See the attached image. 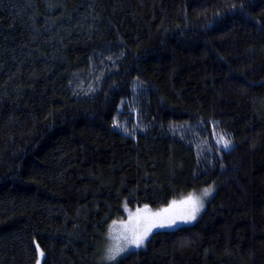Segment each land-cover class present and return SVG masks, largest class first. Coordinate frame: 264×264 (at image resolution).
Returning a JSON list of instances; mask_svg holds the SVG:
<instances>
[{
    "label": "trees",
    "instance_id": "trees-1",
    "mask_svg": "<svg viewBox=\"0 0 264 264\" xmlns=\"http://www.w3.org/2000/svg\"><path fill=\"white\" fill-rule=\"evenodd\" d=\"M210 185L194 224L101 257L127 209ZM39 249L264 264V0H0V264Z\"/></svg>",
    "mask_w": 264,
    "mask_h": 264
},
{
    "label": "rangeland",
    "instance_id": "rangeland-1",
    "mask_svg": "<svg viewBox=\"0 0 264 264\" xmlns=\"http://www.w3.org/2000/svg\"><path fill=\"white\" fill-rule=\"evenodd\" d=\"M222 146L223 144L220 143ZM210 189V194L208 196H204V190ZM216 193V186L210 185L207 187H204L200 190H195L191 192L186 197H183L181 199L175 200V206L171 207L173 205V202L162 208V209H153L150 206H143L136 209H127L126 210V217L122 220H116L113 221L106 233L105 240L103 244L101 245V257L106 262H114L118 260L119 258L127 255L131 251L138 250L141 248H144L146 245L147 240L150 238V236L159 230H173L181 226H188L194 224L202 215L204 212L208 201L215 195ZM189 197H192L193 199H198L200 203L202 204V207H200V210L196 213V219L184 223L177 219L176 226L173 227H152L149 231L147 238L144 240L143 245L140 248H135L134 245H130L128 243V240L132 238V236L135 233L142 232L150 223H152L154 220H159L163 217H170L173 215H177L182 211H186L190 205L183 204V201H186ZM164 209H170L168 213H164ZM156 213H162L163 217H156ZM117 250H120L117 254ZM112 255H115V259H110ZM44 260V253L41 249H39V260L37 264H43Z\"/></svg>",
    "mask_w": 264,
    "mask_h": 264
},
{
    "label": "snow or ice",
    "instance_id": "snow-or-ice-1",
    "mask_svg": "<svg viewBox=\"0 0 264 264\" xmlns=\"http://www.w3.org/2000/svg\"><path fill=\"white\" fill-rule=\"evenodd\" d=\"M217 143H222L225 148L229 146V142L224 138V136L221 134L219 135V138L217 140ZM210 189H205L203 195L208 196L210 194ZM183 204L190 205V207L187 208L186 211H182L177 215H173L170 217H163L162 213H156V217H163L159 220H154L152 223L148 225L142 232L135 233L131 239L128 240V243L130 245H134L135 248H140L144 240L147 238V235L152 227H173L176 226V221L179 219L180 221L184 223L191 222L196 219V213L200 210V207H202V204L198 199H193L192 197H189L186 201L182 202ZM175 202H173V205L170 206L174 207ZM170 209H164V213H168ZM120 250H117V254ZM110 259H115V255H112Z\"/></svg>",
    "mask_w": 264,
    "mask_h": 264
}]
</instances>
